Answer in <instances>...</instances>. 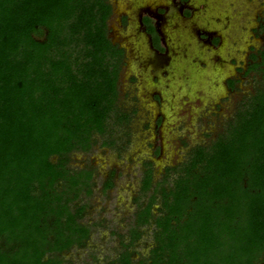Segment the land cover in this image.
<instances>
[{
	"label": "trees",
	"instance_id": "obj_1",
	"mask_svg": "<svg viewBox=\"0 0 264 264\" xmlns=\"http://www.w3.org/2000/svg\"><path fill=\"white\" fill-rule=\"evenodd\" d=\"M111 15L107 0H0V264H70L87 245L95 170L72 169V156L98 136L113 147L105 135L129 119L116 105L123 50ZM250 60L260 84L210 144L158 181L145 163L146 201L134 197L128 242L106 264H264V45ZM143 227L153 245L135 262Z\"/></svg>",
	"mask_w": 264,
	"mask_h": 264
},
{
	"label": "rangeland",
	"instance_id": "obj_2",
	"mask_svg": "<svg viewBox=\"0 0 264 264\" xmlns=\"http://www.w3.org/2000/svg\"><path fill=\"white\" fill-rule=\"evenodd\" d=\"M107 2L113 8L108 20L109 36L131 48L130 44L133 45L135 41L130 36V30L121 24L122 14L128 11V0ZM203 5L212 15H206V18L198 21L208 19L206 25L209 28H222L225 51L245 60L244 67L247 68L246 64L250 61V58L246 61L247 55L252 50L247 46H255V50L251 52L255 53L264 45V0H204ZM203 12L200 17L204 16ZM131 16V20L137 22V17ZM254 28L257 31L253 33ZM234 39L237 44L244 46V54L235 53V44L232 42ZM134 55L132 51L129 65L123 68L121 66L116 104L117 110L129 117L128 123L112 126L113 133L104 137L106 139L110 136L114 146L101 145L102 139L98 136V143L88 154L77 153L72 156V169L88 165L94 168L95 185L92 194L83 201L88 205L84 222L90 226V238L84 248L74 247L65 256V261L70 264H106L117 258L123 251L120 242H128L125 236L137 209L134 197H138L139 202L146 201L139 193L145 163L152 162L154 181H158L166 167L186 161L193 148L210 144L225 128L227 121L233 118L240 102L250 97L260 84L259 72L251 70L244 77L240 74L241 79L235 84L234 92L228 93L223 82L234 73V68L228 63L218 65L223 75L214 78L215 67L212 69V62L216 60L214 57L210 61L209 57L213 58L214 54L206 50L208 65L204 70L201 69L198 82H195L194 76V80L189 79L192 86L188 87L187 100L184 101V92H179L177 88V76L174 83H171V88L164 89L173 103L171 107H165V119L156 131L154 117L157 110L151 105L152 100L148 99L150 96L144 95L141 85L131 79L137 76L141 80L137 73L138 68L143 67L133 60ZM146 61L153 63L151 59ZM149 64L148 67L151 66ZM166 85L168 84L161 83L162 88ZM145 89V93H149L148 87ZM157 148L160 149L158 156L154 153ZM111 170H115L114 186L103 192L102 182ZM142 230L144 233L130 248L134 252L132 260L135 262L145 259L153 245L152 228L143 227Z\"/></svg>",
	"mask_w": 264,
	"mask_h": 264
},
{
	"label": "flooded vegetation",
	"instance_id": "obj_3",
	"mask_svg": "<svg viewBox=\"0 0 264 264\" xmlns=\"http://www.w3.org/2000/svg\"><path fill=\"white\" fill-rule=\"evenodd\" d=\"M202 3H204L202 0H128V11L122 14L121 24L125 29L130 30V36L135 41L133 45L130 44L132 50L121 43L122 41L112 39L108 32L112 43L123 50L122 68L129 65L128 61L132 51L135 54L132 57L133 60L138 66H143L138 68L137 73L141 80L137 76L131 79H135L145 92V88L148 87L149 93H143L145 96H150L148 99L152 100L151 105L153 104L157 110L154 117L156 131L165 119L167 110L165 107L169 108L173 103L169 93H166L164 89L171 88V83H174L177 76L179 77L177 78L179 79L177 88L179 92H184V101L187 100L188 87L192 86L189 79L194 80L192 78L194 76L195 82H198L201 69L204 70L208 65L205 58L206 50L214 54L213 58L209 57V60L211 61L214 57L216 60L212 62V69L215 67L214 78H220L222 74L218 65L228 63L234 68V73L226 77L223 82L228 93L234 92L235 84L241 79L240 74L243 77L247 75L246 71L251 61L249 58L253 54L251 52L255 50V46H247L252 50L247 55L246 61L249 63L245 68V60L234 57L230 51L228 53L225 51V37L222 28L215 26L209 28L206 25L208 19H205L204 22L197 21L200 19L198 15L203 12L201 10H206ZM203 13L204 18L206 15H212L207 10ZM131 14L137 17V22L131 20ZM108 29L110 30V27ZM256 31L257 29L254 28L252 32ZM232 42L235 44V53L244 54L246 52L241 43L237 44L235 39ZM142 43H144L143 46ZM147 59H151L153 62L149 67ZM161 83L168 85L162 88Z\"/></svg>",
	"mask_w": 264,
	"mask_h": 264
},
{
	"label": "crops",
	"instance_id": "obj_4",
	"mask_svg": "<svg viewBox=\"0 0 264 264\" xmlns=\"http://www.w3.org/2000/svg\"><path fill=\"white\" fill-rule=\"evenodd\" d=\"M202 1L204 2V0H202ZM202 4H203V3H202ZM200 15H201V14H200ZM200 15H198V16H199V18H200V19H201V18H203V16H201V17H200ZM200 19H199V20H200ZM197 21H198V20H197ZM181 31H182V30H181Z\"/></svg>",
	"mask_w": 264,
	"mask_h": 264
}]
</instances>
